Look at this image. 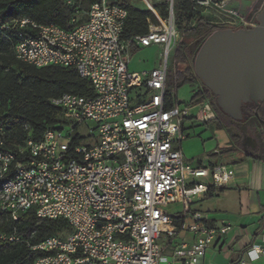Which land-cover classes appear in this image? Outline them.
I'll list each match as a JSON object with an SVG mask.
<instances>
[{"label": "built area", "instance_id": "1", "mask_svg": "<svg viewBox=\"0 0 264 264\" xmlns=\"http://www.w3.org/2000/svg\"><path fill=\"white\" fill-rule=\"evenodd\" d=\"M191 1L194 9L218 17L211 22L232 29L257 27L264 4L257 0L260 6L245 16L227 0ZM143 2L156 21L148 18V31L127 39L122 33L128 11L116 0H96L84 13L77 11L70 28L29 17L4 25L19 31L17 59L38 68L73 67L94 90V96L66 92L52 98L59 120L39 140L26 126L28 136L19 148L27 154L24 160L16 161L0 134L1 212L18 220L33 211L40 219H64L69 227L63 235L29 244L37 254L34 264H204L201 260L223 247L232 228L192 209L212 188L228 185L236 171L208 159L194 165L181 150L187 137L183 122L208 123L216 110L208 97L194 105L193 116L191 106L181 107L183 102L167 91L169 56L182 39L175 0ZM151 45L162 48L159 67L130 71L132 49ZM174 203L182 205V214L167 211ZM162 235L173 241L170 253L160 243ZM0 238L19 240L15 234ZM246 255L250 261L264 256V233Z\"/></svg>", "mask_w": 264, "mask_h": 264}, {"label": "trees", "instance_id": "2", "mask_svg": "<svg viewBox=\"0 0 264 264\" xmlns=\"http://www.w3.org/2000/svg\"><path fill=\"white\" fill-rule=\"evenodd\" d=\"M95 1L73 0L70 4L68 0H0V134L6 147L15 152L16 161L24 160L27 156L19 152L28 136L26 126L32 130L33 138L39 140L47 127L57 124L59 111L52 105V98L66 92L94 96V90L91 82L81 77L73 67L51 65L38 68L17 59L14 46L19 31L16 28L8 30L4 25L18 17H29L41 25L55 24L70 28V21L76 12L84 13ZM116 2L128 11L123 39L146 33L148 18L156 21L144 2L145 8L134 6L132 0ZM174 11L176 21L186 20L191 24L182 28V39L175 53L177 68L174 76L179 87L187 82L199 81L191 63L190 43L224 26L206 19L200 10L194 9L191 0H179L177 5L174 4ZM161 14L163 17L167 15L164 8L161 9ZM136 50L139 49H132L131 53ZM171 83L172 81L167 80V88ZM208 97L218 116L228 117L220 110L216 97L206 87L199 89L192 99V104H199ZM215 120L217 119L210 122ZM11 174L12 171L7 178ZM175 219L177 224L182 222L181 216ZM68 230L64 219H40L33 211H28L21 213L18 220H13L0 210V235L15 234L19 238L14 241L0 238V264H34L37 254L31 250L29 244L46 236L63 235Z\"/></svg>", "mask_w": 264, "mask_h": 264}, {"label": "crops", "instance_id": "3", "mask_svg": "<svg viewBox=\"0 0 264 264\" xmlns=\"http://www.w3.org/2000/svg\"><path fill=\"white\" fill-rule=\"evenodd\" d=\"M227 1L229 7L237 9L245 16L252 15L260 6L257 0ZM245 1L251 2L246 5ZM248 125L249 133L246 137L242 138L241 133V136L234 138V141L236 142V148L246 158H256L257 160V157L264 155V125L257 121H253ZM186 134V138L190 137L189 133ZM181 144L182 142L180 143L182 150ZM216 150L219 151L218 154L215 153ZM221 152V150L216 148L204 159H208L211 162L233 165L236 171L234 178L224 187L212 188L210 195L197 200L192 205V209L206 213L209 221L213 224L230 223L232 228L223 237V247L221 249L209 250L201 262L204 264H237L241 259H245L248 264H264V256L250 261L246 255V251L252 242L264 233V165H262L258 174L254 175L246 171L248 165L245 163L236 166L222 160ZM214 154L216 155L213 156ZM255 155L257 156L254 157ZM185 158L194 165H198L204 160L199 157L187 158L185 156ZM257 161L263 164L264 158ZM172 242L165 235H162L160 238V243L164 246L166 253L172 251ZM173 264L181 263L174 261Z\"/></svg>", "mask_w": 264, "mask_h": 264}, {"label": "water", "instance_id": "4", "mask_svg": "<svg viewBox=\"0 0 264 264\" xmlns=\"http://www.w3.org/2000/svg\"><path fill=\"white\" fill-rule=\"evenodd\" d=\"M253 29L221 28L199 48L194 71L214 96L221 111L242 120L243 105L264 101V4Z\"/></svg>", "mask_w": 264, "mask_h": 264}, {"label": "rangeland", "instance_id": "5", "mask_svg": "<svg viewBox=\"0 0 264 264\" xmlns=\"http://www.w3.org/2000/svg\"><path fill=\"white\" fill-rule=\"evenodd\" d=\"M178 1L179 0H175L176 5L178 4ZM250 2L251 1H245V4H250ZM132 4L140 8H145V4L140 0H132ZM211 13L212 12L210 11L201 10V14L209 21L217 20L218 17L213 16ZM176 24L181 32L182 28L191 25L186 20L179 22L178 19ZM206 37L207 36L200 37L192 41L189 45L190 51L192 53L191 63L193 66L196 54ZM175 53L176 49L173 50L169 56L168 81H172V83L169 84L167 91L169 94L174 96L176 95L177 99L183 102L180 104L181 107L191 106L192 115L195 116L198 106H194L192 104V99L199 89H204L206 86L199 79V81L187 82L177 87L174 76L177 68ZM161 57L162 48L158 45H151L149 47L136 50L131 53L129 69L130 71L139 73L150 72L159 67ZM216 119L217 120L209 123H202L195 118L186 119L183 122L184 130L186 133L190 134V137L184 139L181 144L184 155L187 158L199 157L204 159L211 151L218 148L221 151H225V153L222 154V160L232 163L236 166L245 163L248 165L246 171L248 173L257 175L261 170L262 165H264V163L260 164L257 160L263 159L264 155L257 157V160L256 158H246L241 153V151L236 148V142L234 141V136H241V133L242 138L246 137V135L249 133L248 124L251 123V121L253 122V120H246L244 116L242 120L235 121L228 117H222L221 115L218 116L217 112ZM256 156L257 155L254 157ZM166 209L170 214L173 215L182 211L183 207L179 203H174L170 204Z\"/></svg>", "mask_w": 264, "mask_h": 264}, {"label": "flooded vegetation", "instance_id": "6", "mask_svg": "<svg viewBox=\"0 0 264 264\" xmlns=\"http://www.w3.org/2000/svg\"><path fill=\"white\" fill-rule=\"evenodd\" d=\"M243 115L246 120L257 121L264 125V101L260 104H255L254 102L245 103L243 105Z\"/></svg>", "mask_w": 264, "mask_h": 264}]
</instances>
